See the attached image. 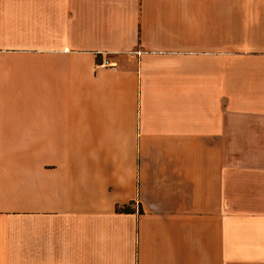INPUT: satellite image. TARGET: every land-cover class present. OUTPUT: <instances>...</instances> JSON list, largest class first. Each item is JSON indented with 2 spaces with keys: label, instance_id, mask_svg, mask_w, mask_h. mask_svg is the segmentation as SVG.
I'll use <instances>...</instances> for the list:
<instances>
[{
  "label": "crops",
  "instance_id": "1",
  "mask_svg": "<svg viewBox=\"0 0 264 264\" xmlns=\"http://www.w3.org/2000/svg\"><path fill=\"white\" fill-rule=\"evenodd\" d=\"M0 264H264V0H0Z\"/></svg>",
  "mask_w": 264,
  "mask_h": 264
},
{
  "label": "built area",
  "instance_id": "2",
  "mask_svg": "<svg viewBox=\"0 0 264 264\" xmlns=\"http://www.w3.org/2000/svg\"><path fill=\"white\" fill-rule=\"evenodd\" d=\"M138 52V50H136ZM114 62L113 61H110L109 59L107 58H102L100 61H99V65H102V66H106V65H114L113 64Z\"/></svg>",
  "mask_w": 264,
  "mask_h": 264
},
{
  "label": "trees",
  "instance_id": "3",
  "mask_svg": "<svg viewBox=\"0 0 264 264\" xmlns=\"http://www.w3.org/2000/svg\"><path fill=\"white\" fill-rule=\"evenodd\" d=\"M125 209H127V208H125Z\"/></svg>",
  "mask_w": 264,
  "mask_h": 264
}]
</instances>
